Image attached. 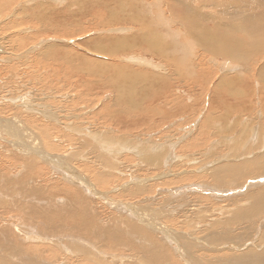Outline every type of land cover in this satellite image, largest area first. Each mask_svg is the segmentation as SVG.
<instances>
[{
	"label": "rangeland",
	"instance_id": "374dc122",
	"mask_svg": "<svg viewBox=\"0 0 264 264\" xmlns=\"http://www.w3.org/2000/svg\"><path fill=\"white\" fill-rule=\"evenodd\" d=\"M138 1L157 17L161 0ZM121 12L114 0H0V264H153V252L161 264H264V206L236 213L264 189V170L215 179L264 160V53L246 64L197 45L181 63L127 55L114 45L147 33L107 19ZM171 17L162 24L188 41ZM117 67L157 76L137 85L140 106L118 102ZM75 201L87 231L67 223Z\"/></svg>",
	"mask_w": 264,
	"mask_h": 264
},
{
	"label": "bare ground",
	"instance_id": "6f19581e",
	"mask_svg": "<svg viewBox=\"0 0 264 264\" xmlns=\"http://www.w3.org/2000/svg\"><path fill=\"white\" fill-rule=\"evenodd\" d=\"M114 1H115V4L118 5V8H120L122 10L121 13H125V14L123 16H119V17L116 15H113V17L110 16L107 19H115L118 21H125V22H128L127 23L128 25H129V23H132L135 26H137L139 28V30L145 31L147 33L143 36H140L139 38L135 37V38H133V40L127 41V42H126L125 38L122 39V40H125V42L122 44L117 43L116 46L114 45L115 51L119 48H120V50L123 49L125 51L126 50L128 51L131 48H134L137 50L140 48L141 51L149 49L151 51H154L157 54V56H159L162 59H165V57L173 58L174 56H176L173 54H177L178 56L180 55V58H178V61L176 63H181L187 57V54L185 53L186 49H184V47L188 46L187 47V51H188L192 46L197 45V46L201 47L202 49H204V51L208 52L209 54H212V55H215L218 57H222V58L223 57L224 58L225 57L230 58V61L231 60L237 61V62L243 63V64H246L247 62H249L250 59L253 58L254 56H257L261 53H264V0H228L225 2H220L218 0H161L162 6L157 7L159 10V13L157 15V17L159 16V18H158L159 22L157 21V17L153 16L150 7L147 8L144 5L145 3H143V2H140L138 0H136V1L135 0H114ZM110 9H111V7H110ZM167 12L170 14V16H168ZM113 13H114V11H113ZM114 14H117V13H114ZM171 14L174 17L176 16V18H175L176 20L175 19L174 20L177 24L179 23L181 25V23H183L182 25L184 27L186 26L185 28L188 29V31H189L188 41L179 42L178 38L180 36L178 37L176 34L174 35L175 31L172 30L171 28H169V25L164 26L162 24V23H164V21L167 20L166 17L172 18ZM96 20H98V18ZM102 20L103 19H101V21ZM171 23H173V22H171ZM178 27H179V25H178ZM163 30H166V31H163ZM157 32H159V33H157ZM246 34H250L251 36H255L257 38L256 40L258 42L255 40V42L252 43L251 39L253 37L250 39L249 36H247ZM148 47H150V48H148ZM193 48H195V47H193ZM127 51H126V54H127ZM199 51H201V50H199ZM121 52H123V51H121ZM188 57H190V56H188ZM257 57L259 58V56H257ZM187 60H189V59H187ZM190 60H192V59H190ZM262 60H264V59H262ZM237 62H235V63H237ZM252 64H254V63H252ZM225 65L231 66L230 64H227V63H224V66ZM259 67H261V70H263L262 73H264V64L259 66ZM245 68H247V67H245ZM113 69L116 72H112L115 75L112 74L113 79H111L110 83H112V85L115 89V90L114 89L113 90L116 91V93H117L116 96L118 95V99H119L118 102H121V103H123V105L129 106V107L140 106L142 98L138 96V98L136 99V97H137L136 95L139 92V91H137V88H138L137 85H139V83L143 80L155 82L157 76H155L153 74L148 75L149 72L146 73L143 71L136 70L134 68L131 69V67L127 68L126 71L123 70V68H118V67H117L118 70L115 68H113ZM91 71L93 73H97V74L99 72L98 70H94V69H91ZM259 73H261V72H259V69H258V74ZM98 75L100 76V74H98ZM257 76H259V75H257ZM160 77H158V78H160ZM246 77H248L250 79V76L246 75ZM235 78L232 80L233 81L238 80L239 75H237V77H235ZM158 83H159V81H158ZM152 93H153V90H152ZM158 94H159V91H158ZM152 95H154V94H152ZM134 97L136 100L134 99ZM19 99L22 101L20 96H19V98H17V100H19ZM150 99H151V97H150ZM152 99H154V97ZM12 137L19 139L20 134L12 133ZM32 149H30V150H32ZM35 150H36V147H35ZM42 156H44L43 158L47 159L46 154H42ZM34 158H36V157H34ZM34 158H28L29 162H28L27 167H26L27 170L33 169L34 163H36V160ZM255 167H256V169H252L253 167L252 168L250 167V163L248 165L241 166V167H239V166L234 167V166H226L225 165V166L216 170L215 179L220 180L224 175L226 176V178L228 176L230 179L232 177L237 176L236 174L241 176L242 174L247 175L250 172L252 174L253 172L255 173L256 171H258V172L263 171L264 170L263 169L264 168V160L256 161ZM247 171H249V173H247ZM261 173H263V172H261ZM225 176H224V178H225ZM237 179H239V178H237ZM263 179L261 178V180H263ZM234 183H235V181H234ZM222 185L225 186L224 184H222ZM246 202H247V204L250 202L249 203L250 207L245 208L242 211H238V210L236 211V213H239V215H238L239 219L244 218L245 216L250 217V213L252 211L257 209L258 207L261 208L262 206H264V189L261 191H258L254 195H250L249 197H247ZM256 205H258V206H256ZM73 206L76 208H71L69 211H67V215H68L67 216V223H68V225L73 226V220L77 217L79 219H82V221H81L82 224L79 227L80 230L81 231H87L90 227V221L85 216V213H84L85 210H82L83 208L76 201L73 203ZM79 206H80V208H79ZM58 209L61 210L63 208H57V210ZM262 214H264V208L263 209L261 208V212L259 215H262ZM51 217H52L51 215H48L46 217V219H49ZM246 219H248V218H246ZM252 221H253V219H252ZM245 222H247V221H245ZM129 227L131 228V231L140 233L142 235L143 241L146 244H149L151 241H153L154 245H152V247H155V246L157 247V242L151 237L150 234L144 232L145 230L142 231V229L138 228V226H136L135 224H129ZM101 234L102 235L105 234L107 242L110 244L112 243V245L114 244V245L122 246L123 243H124V245L126 243L128 244V241L123 240V238L121 236H116V235H113L109 232H104ZM209 238L214 239L213 246L215 247V250H219V246L221 244L215 243V240H217L219 237L211 236ZM113 241H115V242H113ZM122 241H123V243H122ZM151 257H152L151 261L153 264H161L163 262V260L166 259V255L161 253V252H153V253H151ZM262 260H264V258Z\"/></svg>",
	"mask_w": 264,
	"mask_h": 264
}]
</instances>
